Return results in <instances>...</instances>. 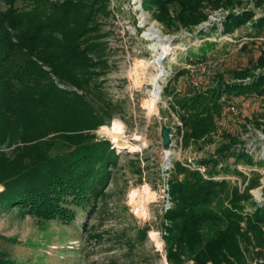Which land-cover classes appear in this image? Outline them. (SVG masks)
Listing matches in <instances>:
<instances>
[{
    "label": "trees",
    "instance_id": "16d2710c",
    "mask_svg": "<svg viewBox=\"0 0 264 264\" xmlns=\"http://www.w3.org/2000/svg\"><path fill=\"white\" fill-rule=\"evenodd\" d=\"M0 1L7 5L0 12V218L17 210L66 225L76 215L72 206L90 207L103 192L109 168L117 164L111 144L91 134L108 123V109L97 108L87 94L96 75L90 40L97 4L105 0H32L24 7L17 5L21 0ZM235 5L242 2L144 0V8L155 11L164 25L188 29L208 19L209 6ZM256 5L264 6V0H256ZM231 14L225 32L233 33L248 23L253 31L264 32V16L255 20L253 11ZM218 76L214 86L200 84L173 105L183 124L178 131L183 132L186 147L200 145L210 136L220 138L216 151L202 157L205 174L183 163H176L171 173L173 208L165 214L170 224L165 230L168 255L176 264H182L185 254L197 264H246L250 250L264 252V205L250 193L261 186L259 176L243 192L233 188L228 206H214L230 189L228 180L215 179L231 172L228 165L219 169L222 161L264 163L255 162L246 148H237L243 145L239 137L228 132L219 136L217 122L225 102L234 105V98H264V47L253 68L231 72L233 81ZM256 124L264 132V113ZM5 148H13L12 156ZM233 172L247 180L237 167ZM211 224L224 227L207 239L204 228ZM0 240L7 241L1 235ZM0 264L18 263L0 250Z\"/></svg>",
    "mask_w": 264,
    "mask_h": 264
},
{
    "label": "rangeland",
    "instance_id": "374dc122",
    "mask_svg": "<svg viewBox=\"0 0 264 264\" xmlns=\"http://www.w3.org/2000/svg\"><path fill=\"white\" fill-rule=\"evenodd\" d=\"M238 1L242 5L231 8L209 6L208 19L192 29L164 25L154 16L155 11L144 8V0H105L97 4L95 32L90 40L94 44L90 54L96 64L93 69L96 75L87 94L97 108L105 106L109 115L108 123L91 134L111 144L117 164L109 168L110 177L101 188L103 192L93 199L90 207L72 206L76 215L71 223L48 222L36 214L23 215L17 210L4 212L0 235L7 241L0 240V250L18 264H176L168 255L170 245L165 230L170 225L165 214L173 208L169 190L171 173L176 163H183L205 174L202 157L216 151L220 138L210 136L200 145L186 147L183 132L180 135L178 131L183 124L173 105L198 88L194 81L209 88L220 80L218 73L231 82V72L257 64L264 47V32L253 31L248 23L245 28L227 33L224 24L232 12L242 15L253 11L257 20L264 16V6H257L256 0ZM31 3L32 0H21L17 5L24 7ZM6 9L7 5L0 1V12ZM158 59L163 78L157 110L152 111L151 83L159 74L155 69ZM181 71L187 72L180 74ZM59 86L76 90L72 86ZM234 101V105L232 101L225 102L224 112L217 120L218 135L228 132L239 137L243 145H238V149L246 148L255 162L264 160V132L256 124L264 113V98L249 96ZM163 120L172 129L170 156L163 148ZM115 121L124 129L118 141L110 131ZM12 149L3 150L12 156ZM56 153L61 151L56 149ZM222 162L219 169L228 165L231 172L215 179L228 180L230 189L214 206L218 203L228 206L231 190L245 191L258 176L261 186L250 193L259 205H264V163L248 165L234 159ZM236 167L247 176L246 181L233 172ZM133 192L140 213L134 207ZM223 227L208 225L204 234L209 239ZM252 251L248 252L246 264H264V252ZM182 261L197 264L190 254H185Z\"/></svg>",
    "mask_w": 264,
    "mask_h": 264
},
{
    "label": "bare ground",
    "instance_id": "6f19581e",
    "mask_svg": "<svg viewBox=\"0 0 264 264\" xmlns=\"http://www.w3.org/2000/svg\"><path fill=\"white\" fill-rule=\"evenodd\" d=\"M155 30V29H154ZM157 37V36H155ZM153 37V38H155ZM160 59H158L156 61V66H155V69L159 72V74L157 76H155L153 79H152V85H153V92L151 93V102L149 103L150 105V108L152 111H156L157 110V104L160 100V97L158 95V91L160 90V83H161V80H162V76H163V68H162V65H160ZM152 101H155L154 103ZM106 129V127H105ZM110 131H113L112 133H114V138L116 139V141L119 140L120 138V135L123 134L124 132V129H123V126L121 123H119L118 121H115L114 122V125H113V128H111ZM167 156H170V151H167L166 152ZM132 201H133V204H134V207L136 209V212L137 213H140L141 212V207L139 206L138 204V199L135 196H132Z\"/></svg>",
    "mask_w": 264,
    "mask_h": 264
},
{
    "label": "water",
    "instance_id": "95a60500",
    "mask_svg": "<svg viewBox=\"0 0 264 264\" xmlns=\"http://www.w3.org/2000/svg\"><path fill=\"white\" fill-rule=\"evenodd\" d=\"M161 137L163 140V148L165 151H170L171 146L173 145V135L172 129L167 126L166 122L163 120L161 124Z\"/></svg>",
    "mask_w": 264,
    "mask_h": 264
},
{
    "label": "built area",
    "instance_id": "2783aa9c",
    "mask_svg": "<svg viewBox=\"0 0 264 264\" xmlns=\"http://www.w3.org/2000/svg\"><path fill=\"white\" fill-rule=\"evenodd\" d=\"M192 74H193V75L196 74V70H195V69L192 70ZM194 84H195L196 87H199V85H200V84H199V81H194ZM231 110H232L234 113H236V110H235L234 107H232Z\"/></svg>",
    "mask_w": 264,
    "mask_h": 264
},
{
    "label": "clouds",
    "instance_id": "9594fccd",
    "mask_svg": "<svg viewBox=\"0 0 264 264\" xmlns=\"http://www.w3.org/2000/svg\"><path fill=\"white\" fill-rule=\"evenodd\" d=\"M152 102L154 103L155 101H152ZM131 195H132V196H135V195H136V193H135V192H133Z\"/></svg>",
    "mask_w": 264,
    "mask_h": 264
}]
</instances>
